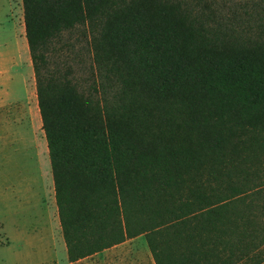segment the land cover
Here are the masks:
<instances>
[{
    "label": "trees",
    "instance_id": "trees-1",
    "mask_svg": "<svg viewBox=\"0 0 264 264\" xmlns=\"http://www.w3.org/2000/svg\"><path fill=\"white\" fill-rule=\"evenodd\" d=\"M68 261L264 264V0H23Z\"/></svg>",
    "mask_w": 264,
    "mask_h": 264
},
{
    "label": "rangeland",
    "instance_id": "rangeland-1",
    "mask_svg": "<svg viewBox=\"0 0 264 264\" xmlns=\"http://www.w3.org/2000/svg\"><path fill=\"white\" fill-rule=\"evenodd\" d=\"M35 85L23 0H0V264H69L47 140L28 115ZM74 264L155 263L141 236Z\"/></svg>",
    "mask_w": 264,
    "mask_h": 264
},
{
    "label": "crops",
    "instance_id": "crops-1",
    "mask_svg": "<svg viewBox=\"0 0 264 264\" xmlns=\"http://www.w3.org/2000/svg\"><path fill=\"white\" fill-rule=\"evenodd\" d=\"M34 71V70H33ZM34 80H35V74H34ZM35 82H36V80H35ZM31 100V102H30V105H29V113H28V115H29V118H30V121L33 123V127H34V129L35 130H40L41 132H43V134H44V136H43V138H45L46 139V136H45V132H44V130H43V122H42V117H41V113H40V108H39V101H38V95H37V86L35 85V89L31 92V98H30ZM18 120H16V122H17ZM47 140V139H46ZM39 146H40V144H39ZM46 146H47V149H48V143H46ZM48 153H49V149H48ZM53 175V174H52ZM52 190H54V193H55V196H56V191H55V183H54V178H53V185H52ZM56 204H57V202H56ZM57 216H58V218H59V213H58V207H57ZM59 221H60V219H59ZM60 226H61V224H60ZM127 242V241H126ZM125 242V243H126ZM124 244V243H123ZM123 244H120V245H117V246H115V247H113V248H110V249H108V250H105V251H109V250H112V249H114V248H117V247H119V246H121V245H123ZM66 249H67V247H66ZM100 254V253H99ZM96 255H98V254H96ZM96 255H94V256H96ZM94 256H92V257H94ZM152 256V255H151ZM88 258H90V257H88ZM85 259H87V258H85ZM152 259H153V257H152ZM84 260V259H83ZM81 261V260H80ZM67 262L69 263V264H74V263H70L69 261H68V254H67ZM79 262V261H78ZM75 263H77V262H75ZM155 263V262H154Z\"/></svg>",
    "mask_w": 264,
    "mask_h": 264
}]
</instances>
